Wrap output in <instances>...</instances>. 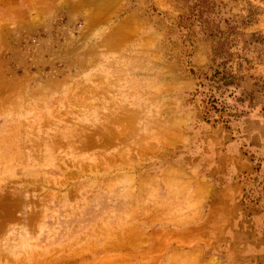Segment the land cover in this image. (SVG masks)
<instances>
[{"label":"rangeland","instance_id":"1","mask_svg":"<svg viewBox=\"0 0 264 264\" xmlns=\"http://www.w3.org/2000/svg\"><path fill=\"white\" fill-rule=\"evenodd\" d=\"M0 264H264V0H0Z\"/></svg>","mask_w":264,"mask_h":264}]
</instances>
